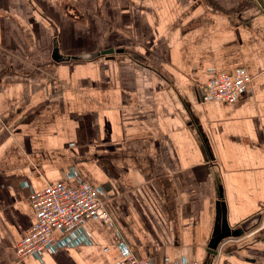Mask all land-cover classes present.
Listing matches in <instances>:
<instances>
[{
  "label": "crops",
  "instance_id": "0c3cea01",
  "mask_svg": "<svg viewBox=\"0 0 264 264\" xmlns=\"http://www.w3.org/2000/svg\"><path fill=\"white\" fill-rule=\"evenodd\" d=\"M54 38L81 58L54 62ZM239 68L234 103L201 101ZM71 170L151 264H264V0H0V264L121 260L88 219L86 242L17 261L29 193ZM223 219L243 233L211 248Z\"/></svg>",
  "mask_w": 264,
  "mask_h": 264
},
{
  "label": "built area",
  "instance_id": "2783aa9c",
  "mask_svg": "<svg viewBox=\"0 0 264 264\" xmlns=\"http://www.w3.org/2000/svg\"><path fill=\"white\" fill-rule=\"evenodd\" d=\"M251 81L252 76L245 68L217 74L204 85L201 101L232 104L247 90ZM66 177V180L47 184L43 189L29 193L28 199L36 221L16 244L17 261L29 256L42 261V256L46 252L55 253L63 246L86 242V239H78L75 234H81L84 222L93 219L112 229L121 254V260L116 264H151L148 259L137 257L128 242L117 232L101 188L90 183L75 170L69 171ZM69 179L74 180V184L68 183ZM217 260L216 254L210 264H217ZM163 264L200 263L166 260Z\"/></svg>",
  "mask_w": 264,
  "mask_h": 264
},
{
  "label": "water",
  "instance_id": "95a60500",
  "mask_svg": "<svg viewBox=\"0 0 264 264\" xmlns=\"http://www.w3.org/2000/svg\"><path fill=\"white\" fill-rule=\"evenodd\" d=\"M110 53H113V49H109V50H104V51H101L98 55H107V54H110ZM72 58H76V59H79L81 57H71V56H65L64 54H62L60 52V49H59V43H58V40L57 38H54L53 40V47H52V53H51V59L54 61V62H62V61H68ZM223 226L221 229H219L218 233L216 234L215 238L212 240V244H211V248H214L217 243L222 239V238H225V237H232V236H238L240 234H242V230L239 229V230H232L230 229V227L228 226L227 222L225 221V219H223ZM255 237L257 238H264V227L255 234ZM211 252L213 254H215V250H211Z\"/></svg>",
  "mask_w": 264,
  "mask_h": 264
}]
</instances>
